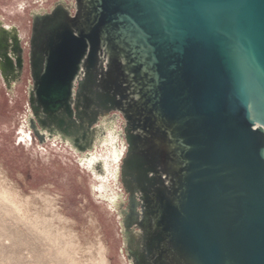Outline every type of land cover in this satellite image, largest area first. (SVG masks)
Here are the masks:
<instances>
[{"label":"water","instance_id":"obj_1","mask_svg":"<svg viewBox=\"0 0 264 264\" xmlns=\"http://www.w3.org/2000/svg\"><path fill=\"white\" fill-rule=\"evenodd\" d=\"M26 51L41 143L86 164L125 122L129 264H264V0H74L34 13L27 47L0 26L5 80Z\"/></svg>","mask_w":264,"mask_h":264},{"label":"rangeland","instance_id":"obj_2","mask_svg":"<svg viewBox=\"0 0 264 264\" xmlns=\"http://www.w3.org/2000/svg\"><path fill=\"white\" fill-rule=\"evenodd\" d=\"M73 2L0 0V26L16 27L22 38L29 31L27 47L34 13ZM31 85L26 51L18 77L0 74V264H129L113 204L118 187L125 192L115 181L119 161L107 138L110 131L122 132L117 141L126 144L123 118L103 119L105 140L92 156L104 168H94L60 141L41 143L29 130Z\"/></svg>","mask_w":264,"mask_h":264},{"label":"flooded vegetation","instance_id":"obj_3","mask_svg":"<svg viewBox=\"0 0 264 264\" xmlns=\"http://www.w3.org/2000/svg\"><path fill=\"white\" fill-rule=\"evenodd\" d=\"M28 34H29V31L28 32H22V36L24 37V39H26L27 38V36H28ZM16 74H18V72L16 71V73H15V75ZM13 77L14 76H12V77H6L8 80H11V79H13ZM115 119H117L114 115L111 117V118H109V120H115ZM108 127V126H107ZM102 130H103V133L105 134V128L104 127H102ZM25 135H26V137H28V135H29V132H28V130L24 133ZM117 134H119V132H113V131H110L109 132V134L107 135V138H109V142H112L111 143V147H112V149H111V151H112V154L114 155V157H115V161L116 162H118L119 160H120V157L121 156H123L124 155V152H123V150L124 149H122L121 147H125V146H123V144H121V147H120V143L118 142L122 137H118L117 136ZM117 136V137H116ZM106 138V139H107ZM105 140V139H104ZM112 140V141H111ZM118 140V141H117ZM122 143H124L123 141H122ZM98 162H100V160H98L97 158H95L94 157V159H91V160H89L88 161V163H89V165L90 166H92V167H96L97 165V163ZM117 164V163H116ZM95 165V166H94ZM102 166H103V168H104V165H103V163H102ZM105 170V169H104ZM115 172H116V170H115ZM117 173V172H116ZM115 178H116V176H115ZM115 181H116V179H115ZM114 207L116 208H118V209H120V207H119V204H120V200L118 199V195H116L115 197H114ZM117 213L119 212V211H116ZM124 251H125V249H124Z\"/></svg>","mask_w":264,"mask_h":264},{"label":"bare ground","instance_id":"obj_4","mask_svg":"<svg viewBox=\"0 0 264 264\" xmlns=\"http://www.w3.org/2000/svg\"><path fill=\"white\" fill-rule=\"evenodd\" d=\"M24 38V37H23ZM120 119H121V117H120ZM122 120V119H121ZM25 135V134H24ZM28 138L31 140L32 138H31V134L29 133V135H28ZM105 139V138H104ZM104 139H102V141L104 140ZM125 141V140H124ZM102 143V142H101ZM124 145H125V147H126V144L125 143H123ZM107 264H111L110 262H108Z\"/></svg>","mask_w":264,"mask_h":264},{"label":"crops","instance_id":"obj_5","mask_svg":"<svg viewBox=\"0 0 264 264\" xmlns=\"http://www.w3.org/2000/svg\"><path fill=\"white\" fill-rule=\"evenodd\" d=\"M22 7V6H21Z\"/></svg>","mask_w":264,"mask_h":264}]
</instances>
